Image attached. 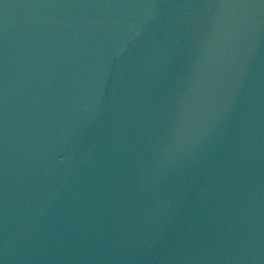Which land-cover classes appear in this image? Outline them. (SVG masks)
I'll return each mask as SVG.
<instances>
[{"label":"water","instance_id":"obj_1","mask_svg":"<svg viewBox=\"0 0 264 264\" xmlns=\"http://www.w3.org/2000/svg\"><path fill=\"white\" fill-rule=\"evenodd\" d=\"M0 264H264V0H0Z\"/></svg>","mask_w":264,"mask_h":264}]
</instances>
